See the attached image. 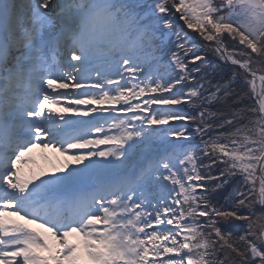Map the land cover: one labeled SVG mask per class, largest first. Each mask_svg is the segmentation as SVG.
Here are the masks:
<instances>
[{
  "label": "snow or ice",
  "instance_id": "snow-or-ice-1",
  "mask_svg": "<svg viewBox=\"0 0 264 264\" xmlns=\"http://www.w3.org/2000/svg\"><path fill=\"white\" fill-rule=\"evenodd\" d=\"M0 264H264V0H0Z\"/></svg>",
  "mask_w": 264,
  "mask_h": 264
},
{
  "label": "bare ground",
  "instance_id": "bare-ground-1",
  "mask_svg": "<svg viewBox=\"0 0 264 264\" xmlns=\"http://www.w3.org/2000/svg\"><path fill=\"white\" fill-rule=\"evenodd\" d=\"M55 154L56 152L51 149L36 148L34 152V158H35L34 163L36 165L42 166L46 162V160L52 158V155L54 156ZM34 163L31 165L22 166V171L24 172L25 175L38 174V167ZM24 168H27L26 169L27 171Z\"/></svg>",
  "mask_w": 264,
  "mask_h": 264
},
{
  "label": "rangeland",
  "instance_id": "rangeland-1",
  "mask_svg": "<svg viewBox=\"0 0 264 264\" xmlns=\"http://www.w3.org/2000/svg\"><path fill=\"white\" fill-rule=\"evenodd\" d=\"M65 159L66 157L61 156L60 154H57L56 157H53L52 155V158H49L48 160H46V162L42 166L35 164L38 167V174L40 173L51 174L54 171V168L58 167L59 164Z\"/></svg>",
  "mask_w": 264,
  "mask_h": 264
},
{
  "label": "trees",
  "instance_id": "trees-1",
  "mask_svg": "<svg viewBox=\"0 0 264 264\" xmlns=\"http://www.w3.org/2000/svg\"><path fill=\"white\" fill-rule=\"evenodd\" d=\"M192 35H196L195 33L194 34H192ZM209 59H214L213 57H212V54L209 52ZM231 75V72H227V74H225V70H220L216 75H215V78L213 79V83H216L218 80H222V79H227L229 76ZM234 87H235V85H234ZM237 91H239V89H237ZM228 104H231V100H229L228 101ZM226 107V105H225V103L222 101V102H220V103H218V104H216L215 105V107L213 108V111H215V110H217V109H223V108H225ZM189 111L191 110L190 109V107H189V109H188ZM173 123H175V124H181V123H183L182 121H177V122H173Z\"/></svg>",
  "mask_w": 264,
  "mask_h": 264
}]
</instances>
